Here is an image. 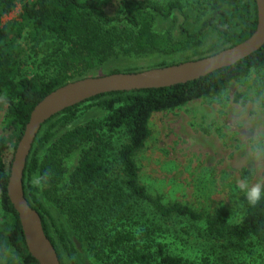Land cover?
<instances>
[{
  "label": "trees",
  "instance_id": "obj_1",
  "mask_svg": "<svg viewBox=\"0 0 264 264\" xmlns=\"http://www.w3.org/2000/svg\"><path fill=\"white\" fill-rule=\"evenodd\" d=\"M101 1L0 0V110L8 106L5 130L0 137V263L4 255L11 251L16 264H38L27 252L18 216L6 189L17 144L31 111L45 96L70 80H80L86 72L101 67L114 55H171L199 47L207 36H215L220 41V47L215 52L151 69L168 67L200 60L236 46L247 40L256 28L255 0H230V9L214 11L193 30L180 26L177 37L168 31L162 34L154 32L156 19L166 20L172 13L181 12V6L175 1L159 4L152 0H119L118 15L108 14ZM221 1L194 0V7L198 14H203ZM18 5L20 11L16 18L3 23V18ZM24 35L32 43L35 56L43 48L56 49L55 56L61 59L55 63L62 68L63 75L48 79L21 76L19 41ZM68 71L72 75L68 76ZM258 72L263 76L256 87L264 92V47L236 65L199 80L171 88L100 95L65 109L43 124L27 158L23 193L31 208L38 213L43 231L54 247L60 264L63 261L57 243L69 255L75 247H67L68 242L62 234L58 235L57 242L50 236L43 218V206L26 180L40 169L43 159V173L48 176L55 163L61 166L63 159L75 153L78 160L69 174L68 185L79 190L80 209L73 215L71 226L80 239L75 245L79 247V243L86 242L89 253L96 261H106L118 249L129 246L134 232L114 229L104 242L107 250L96 247V235L109 226L118 224L122 227L132 222L139 225L137 236L141 246L131 250L130 264H185L182 258L170 254L157 239L158 234L167 232L168 223L174 221L203 222L206 236L224 240L228 248L234 242L253 239L264 249V200L253 206L243 194L240 197L243 214L240 220L229 225L220 216L203 215L177 203L164 204L160 198L150 195L140 183L135 161V155L144 148L150 136L148 125L153 114L211 98L224 92L231 83ZM86 103L105 111L103 121H89L75 126L54 139L55 130L75 122ZM119 131L125 133L126 142L110 160L103 136ZM62 181L59 170L52 183L61 185ZM77 206L71 205L70 208L73 207L74 212Z\"/></svg>",
  "mask_w": 264,
  "mask_h": 264
},
{
  "label": "rangeland",
  "instance_id": "obj_2",
  "mask_svg": "<svg viewBox=\"0 0 264 264\" xmlns=\"http://www.w3.org/2000/svg\"><path fill=\"white\" fill-rule=\"evenodd\" d=\"M118 1L102 0L101 6L108 14L118 15ZM152 1L159 4L175 1L181 6V12L172 13L166 20L156 19L154 23L156 34L168 31L173 37L180 35V26L193 30L214 11L230 9V0L211 6L203 14H198L194 0ZM19 11L18 5L9 16L3 18V23L16 18ZM19 43L21 76L48 79L63 75L64 71L55 63L61 58L55 56L57 52L54 47L43 48L35 56L32 43L26 35ZM218 47L220 41L211 35L205 37L199 47L177 54L114 55L101 67L86 72L81 79L132 71L137 73L161 64L196 59L215 52ZM66 74L70 76L72 72ZM262 76L260 72L251 73L231 83L216 96L151 116L148 125L150 136L144 148L135 155L140 183L150 195L160 198L164 204L177 203L203 215L220 216L229 225L240 220L243 214L240 197L243 193L238 190L237 182L247 177L253 184L264 183V92L256 87L262 81ZM7 110L8 106L0 110V137L5 130ZM105 116V111L86 103L75 122L55 130L54 139L64 131L89 121L102 122ZM103 141L108 145L107 153L112 160L119 147L126 142V135L123 131L104 134ZM63 160L61 166L55 163L54 170L42 187L34 185L33 178L44 174V159L40 169L26 180L43 206V218L50 236L57 242L58 235L62 234L68 242L67 247H75L69 255L57 243L63 264H130L131 250L140 249L141 246L137 236L139 225L133 222L122 227L118 224L109 226L96 235V247L107 250L104 242L114 233V229L134 232V239L129 246L118 249L101 263L89 253L86 242L79 243L80 248L75 245L80 239L73 231L71 222L73 215L80 209V192L70 188L68 177L75 168L78 154ZM59 170L63 181L61 185H53L52 179ZM75 204L78 206L74 207L73 212L70 206ZM168 226L167 232L158 234L157 239L170 254L182 258L185 264H264V249L253 239L234 242L228 248L224 240L206 236L203 222L174 221ZM0 264H16L11 251L4 255Z\"/></svg>",
  "mask_w": 264,
  "mask_h": 264
},
{
  "label": "water",
  "instance_id": "obj_3",
  "mask_svg": "<svg viewBox=\"0 0 264 264\" xmlns=\"http://www.w3.org/2000/svg\"><path fill=\"white\" fill-rule=\"evenodd\" d=\"M256 28L244 42L196 61L137 73H115L69 82L45 96L31 111L10 166L7 196L17 213L28 254L38 264H60L46 237L41 219L23 193V174L32 144L43 124L67 108L91 98L117 92L171 88L231 67L264 47V0H255Z\"/></svg>",
  "mask_w": 264,
  "mask_h": 264
},
{
  "label": "clouds",
  "instance_id": "obj_4",
  "mask_svg": "<svg viewBox=\"0 0 264 264\" xmlns=\"http://www.w3.org/2000/svg\"><path fill=\"white\" fill-rule=\"evenodd\" d=\"M47 173L36 175L33 178V184L42 187L47 182ZM237 188L242 192L250 205L255 206L260 201L264 200V183H251L247 177L237 182Z\"/></svg>",
  "mask_w": 264,
  "mask_h": 264
}]
</instances>
